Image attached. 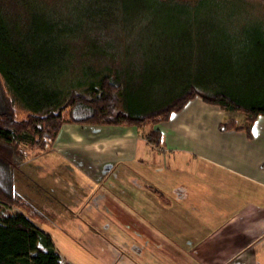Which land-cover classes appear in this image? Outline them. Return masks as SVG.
I'll return each mask as SVG.
<instances>
[{
    "label": "rangeland",
    "instance_id": "374dc122",
    "mask_svg": "<svg viewBox=\"0 0 264 264\" xmlns=\"http://www.w3.org/2000/svg\"><path fill=\"white\" fill-rule=\"evenodd\" d=\"M0 11L16 41L28 40L24 43L34 55L27 54L32 64L26 72L37 89L80 91L110 71L121 86L119 102L134 112L159 106L186 81H240V70L254 63L258 39L264 37V0H0ZM14 108L17 118L25 116L18 104ZM220 112L211 121L239 124L244 117ZM83 113L79 105L72 110L74 117ZM142 126L133 127H158L168 136L160 123ZM253 130L264 133V116H258ZM19 148L23 159L0 146V184L25 198L33 212L0 205V215L26 213L72 264H106L113 250L108 232L122 233L125 224L117 207L113 210L106 166L96 174L91 164L82 169L76 161L82 156L97 162L89 155L52 152L50 145ZM57 170L69 173L65 176L72 177L77 191L64 184L65 176L61 184ZM209 174L207 182L217 187L222 172L211 169ZM66 196L72 197L70 204ZM97 234L107 241L104 245Z\"/></svg>",
    "mask_w": 264,
    "mask_h": 264
},
{
    "label": "crops",
    "instance_id": "0c3cea01",
    "mask_svg": "<svg viewBox=\"0 0 264 264\" xmlns=\"http://www.w3.org/2000/svg\"><path fill=\"white\" fill-rule=\"evenodd\" d=\"M221 113L191 99L160 123L168 136L155 128L158 147L144 139L151 128L61 125L50 150L98 159L76 158L96 174L106 166L113 210L125 218L122 233L108 232L113 250L106 264H264V133H254L258 116L249 138L220 132L216 125L223 122L211 118ZM211 169L222 172L217 187L207 182ZM66 174L57 170L61 184ZM64 184L78 189L71 176ZM71 198L63 200L70 204Z\"/></svg>",
    "mask_w": 264,
    "mask_h": 264
},
{
    "label": "trees",
    "instance_id": "16d2710c",
    "mask_svg": "<svg viewBox=\"0 0 264 264\" xmlns=\"http://www.w3.org/2000/svg\"><path fill=\"white\" fill-rule=\"evenodd\" d=\"M9 24L7 15L0 11V80L4 89L0 95L3 107L0 110V146L16 154L18 159H23L20 145L26 150H42L51 145L64 120L91 126L156 125L165 122L171 113L181 110L191 99L199 98L219 111L242 113L241 123L228 119L218 123L216 129L220 132L242 131L249 138L255 118L264 116V37L258 39L254 63L240 70V81L235 80L234 84L186 81L159 106L134 112L119 102L121 86L110 71L85 84L80 91L71 89L62 93L58 89H37L26 72V67L32 64L29 58L34 53L28 50V44L26 47V37V43L16 41L17 35L12 32L14 28L10 30ZM28 52L30 56L26 59ZM15 104L25 110L23 118H17ZM77 105L85 108V113L74 117L72 110ZM144 139L150 146L158 147L160 132L150 130ZM0 205L33 212L25 198L1 184ZM26 213L0 215V264H67L60 261L47 235L29 221Z\"/></svg>",
    "mask_w": 264,
    "mask_h": 264
}]
</instances>
